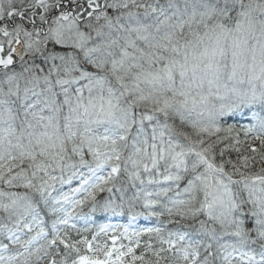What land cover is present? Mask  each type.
<instances>
[{
  "label": "snow or ice",
  "instance_id": "6c2138e0",
  "mask_svg": "<svg viewBox=\"0 0 264 264\" xmlns=\"http://www.w3.org/2000/svg\"><path fill=\"white\" fill-rule=\"evenodd\" d=\"M0 264H264V0H0Z\"/></svg>",
  "mask_w": 264,
  "mask_h": 264
}]
</instances>
